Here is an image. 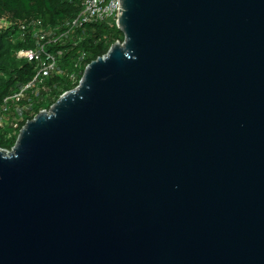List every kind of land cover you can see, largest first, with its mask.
I'll list each match as a JSON object with an SVG mask.
<instances>
[{
	"label": "water",
	"instance_id": "95a60500",
	"mask_svg": "<svg viewBox=\"0 0 264 264\" xmlns=\"http://www.w3.org/2000/svg\"><path fill=\"white\" fill-rule=\"evenodd\" d=\"M119 7L0 149V264H264V0Z\"/></svg>",
	"mask_w": 264,
	"mask_h": 264
},
{
	"label": "trees",
	"instance_id": "16d2710c",
	"mask_svg": "<svg viewBox=\"0 0 264 264\" xmlns=\"http://www.w3.org/2000/svg\"><path fill=\"white\" fill-rule=\"evenodd\" d=\"M83 1L0 0V18L41 23L25 30L14 25L0 32V149L11 151L27 118L49 110L64 93L78 86L83 68L80 71L77 64L83 55L90 64L106 55L116 42L123 43V33L108 22L89 24L60 38L81 11ZM44 31L52 36L41 39ZM21 51H33L38 59L19 58ZM53 59L56 69L40 73L42 63L49 64ZM31 83L18 103L21 107L28 105L22 121L15 111L16 103L6 100Z\"/></svg>",
	"mask_w": 264,
	"mask_h": 264
},
{
	"label": "built area",
	"instance_id": "2783aa9c",
	"mask_svg": "<svg viewBox=\"0 0 264 264\" xmlns=\"http://www.w3.org/2000/svg\"><path fill=\"white\" fill-rule=\"evenodd\" d=\"M119 9H120L119 0H84L81 11L68 25V31L62 34L60 38L66 37L70 32L75 31L77 29H82L83 27L89 24L108 22V23H114L116 25L118 18H119ZM40 24H41L40 22H36V21H13L12 19L8 17H2L0 18V32L14 25H17L21 27L22 30H25L26 28L30 26H36ZM51 36H52L51 33H48L45 31L40 34L41 39H45ZM53 40L57 41L59 40V38L53 39ZM42 49H43V46H42ZM18 57L28 59L29 61L38 59V56L33 51H21L18 53ZM88 65L89 64L86 63V56L83 55L77 64V68L80 69V71L83 68L82 74H84V71L88 67ZM55 69H56V61L53 59L52 62L49 64L42 63V68H41L40 73L45 74L46 72L55 70ZM32 85L33 83L25 86L19 93L15 94L14 96L6 100V102L13 101L16 103L15 111L21 117L22 121H23L22 117H23L24 110L28 109V105L21 107L18 103L25 98L26 92L32 87ZM37 115H35L32 119L30 117L27 118L22 128L28 122L34 120V118ZM0 125H1V122H0ZM15 126L18 127V124H16ZM5 151L11 152L12 150L11 151L5 150Z\"/></svg>",
	"mask_w": 264,
	"mask_h": 264
}]
</instances>
